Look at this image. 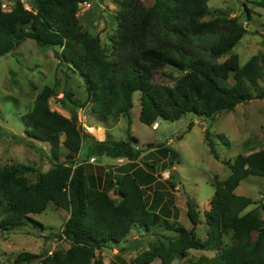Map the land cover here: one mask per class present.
<instances>
[{"label": "trees", "instance_id": "1", "mask_svg": "<svg viewBox=\"0 0 264 264\" xmlns=\"http://www.w3.org/2000/svg\"><path fill=\"white\" fill-rule=\"evenodd\" d=\"M14 0L9 11L0 2V56L12 53L23 41L33 40L39 46L61 49L56 52L68 69L82 78L87 98L80 103L64 91L61 106L69 118L50 108L55 96L52 86H44L34 99L31 111L23 117L25 125L36 133L39 142L63 136L64 160L39 174L35 182L26 175L33 169L25 165L0 167V231L8 233L36 224L31 215L43 213L49 204L69 213L57 238L69 243L67 250H46L41 254L21 253L12 264H103L104 248L122 244L133 229L149 233L163 230L176 235L167 243L153 244L127 263L120 252L109 264H264V204L235 193L249 176L264 177V156L248 142L242 153L223 164L230 170L225 180L214 178L210 208L203 212L206 239L197 237L195 227L200 219L196 206L187 200V216L192 228L187 230L177 221H169L171 200L157 208L160 201L149 203L147 191L161 185L155 175L154 162L139 167L141 150L133 147L137 138L130 134V116L135 93L140 94L139 121L152 126L157 120L178 121L187 114L213 119L233 111L238 105L264 99V91L254 89L264 77V53L253 55L244 66L233 49L247 33L233 17L219 9L210 10L208 0H154L146 8L141 0H119L118 33L107 52L98 35H90L79 22L82 0ZM264 9V0H249ZM248 17L251 11L243 4ZM210 17L209 20H204ZM228 57L220 64L217 59ZM170 68L177 72L172 84L159 85L152 74ZM232 75L229 83L221 70ZM68 102L69 106L64 102ZM90 105V112L103 124L127 118V141L106 138L99 142L81 132L74 109ZM191 127L188 126L187 131ZM219 139L228 145L224 136ZM204 141L210 154L218 160L215 143L208 130ZM86 143L85 160L78 156ZM146 148H154L148 144ZM156 154L171 170L177 154L160 145ZM106 157L127 160L115 171L97 168L88 173L89 159ZM170 178H174L171 172ZM162 186V185H161ZM174 187L172 182L169 183ZM115 192V197L111 192ZM168 195V194H167ZM254 206L245 212L248 207ZM231 234L232 244L222 246V238ZM190 250L215 254L188 257ZM183 260V261H181Z\"/></svg>", "mask_w": 264, "mask_h": 264}, {"label": "rangeland", "instance_id": "2", "mask_svg": "<svg viewBox=\"0 0 264 264\" xmlns=\"http://www.w3.org/2000/svg\"><path fill=\"white\" fill-rule=\"evenodd\" d=\"M14 0H0L2 9L9 11ZM26 9H30L26 0H21ZM144 7L149 8L154 0H141ZM243 4L250 9V17L247 16ZM207 7L210 10L219 9L224 16L235 17L246 29L247 33L233 49L238 54L240 66H244L248 60L257 53H264V9L255 7L249 0H208ZM119 0H82L79 4L78 18L83 28L90 35H98L101 45L109 52L118 33ZM210 17L204 19L209 20ZM61 49L39 46L33 40L23 41L12 53L0 56V167H12L25 165L32 168L33 173L26 175L30 182H35L39 174L51 169L56 163L64 160L66 155L62 147L63 136H54L51 141L39 142L36 133L27 127L23 117L31 111L34 99L44 86L54 87L55 96L49 100L50 108L69 118L70 112L60 104L64 91L69 92L72 98L83 103L87 98L85 84L78 75L68 69L66 63L60 61L56 52ZM227 56L217 59L222 63ZM179 74L170 68L156 71L152 74V81L159 85L172 84L171 77ZM221 75L232 83V75L221 70ZM264 91V77L254 89V95ZM64 102L69 106L68 102ZM81 132L102 142L106 138L114 141H127V118L120 117L117 121H109L103 124L91 114L90 105L74 109ZM140 94L133 97V108L130 116V134L137 138L138 144H133L141 155L136 164L144 167L145 164L154 162L157 181L162 185H156L147 191L149 203H152V194L157 192L154 199L160 201L156 207L166 205L170 208L169 221H173L177 213L178 223L187 230L192 224L187 216V200L193 202L198 212L200 224L195 227L197 237L206 239L207 227L204 222L203 212L210 208V200L214 194V178L225 180L230 170L224 161L233 159L242 153V144L248 142L257 147L264 156V99L252 100L238 105L233 111L216 115L213 119L199 118L187 114L178 121L170 122L157 120V129L146 126L139 121ZM83 125V126H82ZM188 126L191 127L187 131ZM93 127L95 133L87 134V128ZM208 130L211 139L215 143V149L219 159L216 160L209 152L204 141V131ZM224 136L228 145L219 139ZM151 144L154 148H146ZM168 146L177 154L171 170L162 168L167 163L156 154L160 146ZM86 143L78 156V161L85 160ZM91 158L87 161L90 165L88 173L94 174L97 168L102 171H115L116 168L126 165L127 160H112L106 157ZM96 160V161H95ZM95 161V162H94ZM103 162V163H102ZM171 172L174 178H170ZM174 187L171 188L169 183ZM235 193L239 196L251 198L255 202L264 204V177L249 176L245 178ZM168 194V195H167ZM111 195L115 197V192ZM254 206L248 207L245 212ZM69 213L49 204L46 210L37 215H31L30 219L37 225L28 223L26 226L11 230L8 233L0 231V264H12L13 260L21 253L41 254L48 250H67L69 243L57 238ZM264 219V213H263ZM176 235L163 230H152L144 233L142 230L133 229L125 241L115 248H104L100 255L103 264H109L115 254L129 263L136 256L148 251L153 244L167 243L174 240ZM222 246L228 248L232 244L231 234L222 238ZM48 253V254H49ZM213 251L202 252L190 250L188 257L196 259L201 255L211 257ZM183 261V260H181ZM30 264H41L40 260ZM152 264H161L155 260ZM172 264H180L175 259Z\"/></svg>", "mask_w": 264, "mask_h": 264}, {"label": "built area", "instance_id": "3", "mask_svg": "<svg viewBox=\"0 0 264 264\" xmlns=\"http://www.w3.org/2000/svg\"><path fill=\"white\" fill-rule=\"evenodd\" d=\"M82 126H83V125H82ZM157 126H158L157 124H153L152 128H153V129H157ZM89 133H92V134L95 133V130H94L93 127H88V128H87V134H89ZM49 254H51V253H49Z\"/></svg>", "mask_w": 264, "mask_h": 264}, {"label": "crops", "instance_id": "4", "mask_svg": "<svg viewBox=\"0 0 264 264\" xmlns=\"http://www.w3.org/2000/svg\"><path fill=\"white\" fill-rule=\"evenodd\" d=\"M96 160H100V158H99V159H96ZM96 160H95V161H96ZM95 161H94V162H95ZM127 162H128V161H127ZM102 163H103V162H102Z\"/></svg>", "mask_w": 264, "mask_h": 264}, {"label": "water", "instance_id": "5", "mask_svg": "<svg viewBox=\"0 0 264 264\" xmlns=\"http://www.w3.org/2000/svg\"><path fill=\"white\" fill-rule=\"evenodd\" d=\"M77 125L79 126V123L77 122Z\"/></svg>", "mask_w": 264, "mask_h": 264}, {"label": "clouds", "instance_id": "6", "mask_svg": "<svg viewBox=\"0 0 264 264\" xmlns=\"http://www.w3.org/2000/svg\"><path fill=\"white\" fill-rule=\"evenodd\" d=\"M153 126V125H152Z\"/></svg>", "mask_w": 264, "mask_h": 264}]
</instances>
